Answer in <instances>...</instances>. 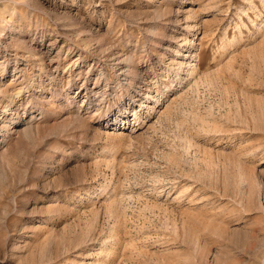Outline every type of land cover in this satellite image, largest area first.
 Instances as JSON below:
<instances>
[{"label":"rangeland","instance_id":"374dc122","mask_svg":"<svg viewBox=\"0 0 264 264\" xmlns=\"http://www.w3.org/2000/svg\"><path fill=\"white\" fill-rule=\"evenodd\" d=\"M0 264H264V0H0Z\"/></svg>","mask_w":264,"mask_h":264}]
</instances>
